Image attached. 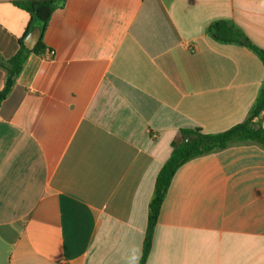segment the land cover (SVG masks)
I'll return each mask as SVG.
<instances>
[{"label": "crops", "instance_id": "obj_1", "mask_svg": "<svg viewBox=\"0 0 264 264\" xmlns=\"http://www.w3.org/2000/svg\"><path fill=\"white\" fill-rule=\"evenodd\" d=\"M15 1L0 0V90L39 27ZM223 20L264 49V0H65L53 13L54 57L31 53L0 107V264L139 263L172 142L244 122L264 83L257 53L210 36ZM146 264H264V147L180 167Z\"/></svg>", "mask_w": 264, "mask_h": 264}, {"label": "trees", "instance_id": "obj_2", "mask_svg": "<svg viewBox=\"0 0 264 264\" xmlns=\"http://www.w3.org/2000/svg\"><path fill=\"white\" fill-rule=\"evenodd\" d=\"M65 0H16L15 5L29 13L33 23L41 29V38L34 50L28 49L24 40L16 54L3 66L6 70V81L0 90V107L8 97L31 53L43 55L45 47L42 37L53 13L62 8ZM29 33V31H28ZM210 36L222 43H236L250 48L258 54L264 64V49L256 46L232 21H216L209 28ZM264 83L246 120L233 128L218 134H205L201 130L182 129L178 139L172 142V153L160 170L154 194L149 203L148 225L143 244L142 257L138 264H146L150 256L155 229L158 224L162 204L171 186L172 180L180 167L187 162L230 146L254 142L264 147ZM191 139L190 141H188Z\"/></svg>", "mask_w": 264, "mask_h": 264}, {"label": "water", "instance_id": "obj_3", "mask_svg": "<svg viewBox=\"0 0 264 264\" xmlns=\"http://www.w3.org/2000/svg\"><path fill=\"white\" fill-rule=\"evenodd\" d=\"M40 37H41V29H40V27L34 28L33 31L24 40L25 46L28 49H30V50H34L35 47L39 43ZM190 140L191 139H189L188 141H190Z\"/></svg>", "mask_w": 264, "mask_h": 264}, {"label": "built area", "instance_id": "obj_4", "mask_svg": "<svg viewBox=\"0 0 264 264\" xmlns=\"http://www.w3.org/2000/svg\"><path fill=\"white\" fill-rule=\"evenodd\" d=\"M55 55V52L53 50H47L44 53L45 58L52 59Z\"/></svg>", "mask_w": 264, "mask_h": 264}]
</instances>
